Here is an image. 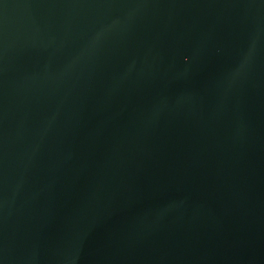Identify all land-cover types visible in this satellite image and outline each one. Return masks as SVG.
<instances>
[{
  "label": "water",
  "instance_id": "1",
  "mask_svg": "<svg viewBox=\"0 0 264 264\" xmlns=\"http://www.w3.org/2000/svg\"><path fill=\"white\" fill-rule=\"evenodd\" d=\"M0 264H264V0H0Z\"/></svg>",
  "mask_w": 264,
  "mask_h": 264
}]
</instances>
